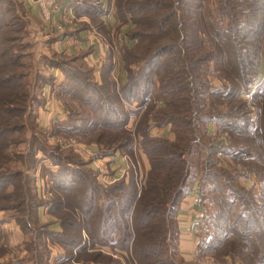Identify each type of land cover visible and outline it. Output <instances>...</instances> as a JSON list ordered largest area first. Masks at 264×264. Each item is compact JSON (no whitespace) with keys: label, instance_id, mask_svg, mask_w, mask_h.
Masks as SVG:
<instances>
[{"label":"trees","instance_id":"16d2710c","mask_svg":"<svg viewBox=\"0 0 264 264\" xmlns=\"http://www.w3.org/2000/svg\"><path fill=\"white\" fill-rule=\"evenodd\" d=\"M210 1L116 0L119 20L132 23L130 38L148 44L144 56L125 50L123 70L127 79L119 91L111 92L107 70L102 84L90 80L79 70L77 58L48 63L49 68L59 69L65 76L61 95L78 101L84 111L74 115L66 106L69 121L56 126L65 130L71 126L81 136L99 130V140L112 135L114 139L104 145L113 151L101 153L106 157L133 147L129 116L122 118L119 111L126 104L137 103L146 114L137 124L135 136L142 137L143 151L151 164L139 193L135 180L103 186L92 169L74 167L72 155L66 157L68 162L50 155L58 171L49 172L55 194L47 201L38 199L24 172L8 166V161L14 160L11 136L27 129L21 122L28 114L30 88L25 83L28 73L17 71L23 68L19 63L23 55L15 50L19 30L0 16V212L17 214L15 220L27 238L30 256L0 264H43L42 257L49 264L50 243L45 238L64 250L67 262L99 263L105 256L104 246L127 256V264H176L173 256L181 257L178 227L176 231L180 204L200 179L216 184L219 194L218 233L210 251L220 253L230 246L245 256L244 264H264V99L259 106V126L254 128L246 121L249 106L241 97L256 84L264 61V0H215L220 20L214 16ZM104 6V1L97 8L86 0L76 14L90 18L94 14L91 9H98L100 16L107 12ZM142 61L136 73L133 65ZM211 64L223 83L217 90L212 89L205 74ZM110 68L109 64L108 71ZM257 96L254 103L259 102ZM155 101L163 104L157 112ZM169 125L176 136L174 141L152 136L154 127ZM211 125L214 132H210ZM219 156H230L256 172L260 195L241 188L239 177L230 171L218 169ZM25 160L21 157L20 161ZM12 203L17 204L8 205ZM40 207L56 216L63 232L51 233L49 225L40 224ZM201 249L200 243L199 257L203 256ZM110 259L113 264H122Z\"/></svg>","mask_w":264,"mask_h":264},{"label":"rangeland","instance_id":"374dc122","mask_svg":"<svg viewBox=\"0 0 264 264\" xmlns=\"http://www.w3.org/2000/svg\"><path fill=\"white\" fill-rule=\"evenodd\" d=\"M84 1L86 0H83V2ZM88 1L97 8L99 2L104 1V7L107 12L99 16V14H97V11H99L98 9H91L94 14L90 18L80 17L76 14L77 20L72 29L75 31L79 29L84 31H87L88 29L90 30L92 33L90 39L91 49L97 54L100 61L111 62V64H113L114 70L112 73H116V66L119 64H121V68L119 67V69L123 70V55L126 49H130L133 54L139 56L147 54L148 44L132 40L129 36L130 31L133 30L131 21L125 19L123 22L119 20L116 0ZM215 4V0L210 1V7L212 8L214 16L217 20H220ZM0 5V16H5L6 23L11 25L10 27L12 29H15L16 31L19 30L17 34H15L16 37H20V41L18 40V42H16L15 50H18V53L20 52V55H23V59L19 62L20 65H23V68H19L17 71L20 73H28L29 76L25 83H27L28 88H30V96H28L26 100V108L29 109L27 112L28 114L25 116V121L21 122L27 126V129L11 136L10 138V141L12 142L10 155L11 159L14 160L8 161L9 168L12 171L24 172L26 175L25 177L30 180V185L32 184L31 186H34L38 199L42 201L50 200L55 194L53 192L54 189H52L50 180L51 175H49V172L52 171L57 173L58 166L54 165V160L50 155H57L59 159L62 158V160L65 161H67V156L72 155V162L75 163L74 167H79L78 169L83 171L87 168L92 169L98 178V182L103 186L109 187L122 180L129 184L132 180H135L140 193L146 184L147 174L150 170L151 163H149V160L143 151L142 137L137 138L135 136V128L141 121L143 115L146 114V109L143 108L140 110L137 103H134L132 105L126 104L119 111V116L122 118L129 116L128 128L130 131L129 134L134 138V143L132 144L133 147H131V149L129 147L127 149L117 150L115 153L106 157L101 156V153L104 151L108 153L113 151L112 148H110L111 146L104 145V143H108V141L114 139L112 135L106 136L105 140H99L101 134L99 130L81 136L76 134V130L70 129L73 128L71 126H68L70 127L68 130L62 129L61 126H56V123H65L69 121L68 113L70 112L66 109L67 107L74 112V115L79 113L84 114L83 108L78 101H73L70 97L67 99L65 95H61L62 85L55 91V80L50 78V72L47 69L48 63H50L51 60L62 62L69 61L68 59L74 57H66L64 55H61L60 57V55L55 54L53 50L46 51L44 47L42 48L41 46H38V43H40L38 42V39L45 42L46 40L50 41L53 37L58 38L59 36L51 34L41 18L35 19L30 16L27 8H25L24 0H2ZM6 11H9V13H6ZM207 47H210V43H207ZM76 63L81 72L86 74V76H89L88 78H90V80L96 82L94 80L96 79L94 78L95 73L91 68L83 64L81 61ZM142 66L143 61L139 64L133 65V70L137 73ZM123 73H125L124 70ZM219 73L220 72L216 70L214 64H211V66H208L205 69V74L207 75L206 78L210 82L212 89L217 90L223 85ZM107 78L106 82L110 83V87L112 88H110L111 92L114 90L119 91L123 83L122 80L118 78V74ZM255 83L256 84H254L249 91L243 92L241 96L243 101H246L249 106L246 121L252 123L254 128L259 126L261 120V110L259 106H262L261 104L264 99V61L259 69V75ZM22 93L23 91L20 90V95ZM257 94L260 96L259 102L254 103L258 98ZM2 97L6 99L5 96ZM52 97L58 99L59 104L61 105H59V109L64 114V117L61 119L62 121L52 122L46 125L43 122L45 119L43 120L42 117H46L47 114L52 113V109L49 110V106L52 105ZM112 100L115 99L113 98L111 101ZM162 105L161 102L155 101V111L157 112L159 110L158 108ZM79 127L81 126L79 125ZM153 129L158 131L156 136L152 135L153 137H165L170 141H174L176 138L175 133L172 132V126L170 125L162 130L157 127H154ZM81 130L83 129L81 128ZM214 130L215 126L211 125L210 132H214ZM21 157L26 160L23 162L20 161ZM218 159V169L224 168L225 170L230 171V175L239 177L238 183H240L241 188L248 191L253 190L257 197L260 195V178L256 172H252L245 167L246 165L243 163L240 164V162H235L230 156H219ZM212 172L216 173L215 169L212 170ZM206 182V180L200 179L197 185L195 184L194 186V190H197L199 194L201 190L202 195L200 194V196L205 208V217L198 229L199 243L202 244L201 251L203 252V256L199 257L198 251H196L194 253L193 262L185 261L182 257H176L175 255L173 256V261L176 264H202L204 259L212 258L217 264H244L246 262L245 256L239 254V252L233 250L230 246L221 250L220 253L210 251L211 249H209L210 247L213 248V246H215V244L212 245L211 242L215 235H217L216 233H218L215 224L218 223L217 203L219 200V194L215 187L216 184H213L210 181ZM198 187L201 189L198 190ZM9 191H12V189H9ZM34 194L35 192L33 195ZM16 204L17 203H12L8 205L11 206ZM47 211L46 207H40L38 214L40 224L49 225L48 231L51 233L63 232L58 220L54 218L56 216H50ZM16 215L17 214L13 211L5 212L4 210L0 212V225H2V242L0 245V248H2V254H0V262L2 263L21 261L26 259V257H30L28 256L29 254H27L29 247L25 244L27 238L24 236L23 230L15 220ZM177 224L178 223H176V225ZM177 227L178 226H176V231ZM174 238V241H176L177 235ZM28 239L30 240V238ZM45 240L50 243L48 244L51 251L49 264H83L77 261L67 262L65 260L66 255L64 250L57 244L53 243L52 240L48 238H45ZM174 241L170 242L171 251L175 250ZM102 252L105 253L104 258H99V263L91 264L115 263H112L111 261L109 262V257L115 261H120L122 264L128 263L127 256L118 254L110 248H104L103 246ZM33 255L35 256L36 253ZM42 261L43 264H45L46 260L44 257H42ZM23 264L30 263L25 262Z\"/></svg>","mask_w":264,"mask_h":264},{"label":"crops","instance_id":"0c3cea01","mask_svg":"<svg viewBox=\"0 0 264 264\" xmlns=\"http://www.w3.org/2000/svg\"><path fill=\"white\" fill-rule=\"evenodd\" d=\"M25 8H27L28 13L35 19H39V8L32 0H24ZM84 17V16H83ZM75 33V34H72ZM92 33L88 29L87 31L79 29L75 31L71 29L68 31L65 39H58L53 37L50 41H41L38 39V46L44 47L46 51L53 50L55 54L64 55L66 57H74L80 59L83 64L87 65L94 71V79L98 84L103 82V74L106 72L107 77H113L115 74H118V78L122 80L124 84L126 81V73H123V70L119 69L121 64L116 66V73H112L114 70L113 64L111 62H103L100 61L97 54L91 49L90 39ZM46 38V37H45ZM65 42V43H64ZM99 60H98V59ZM108 64L111 65L110 70L108 71ZM121 68V67H120ZM50 72V78L55 80V91L59 88L65 81V76L59 69L48 68ZM113 75V76H111ZM117 76V75H116ZM54 91V90H53ZM59 101L52 97V105L49 106V110L52 109L51 114H47L46 117L43 116V120L45 119L44 124L59 122L62 121L64 114L59 109ZM61 106V105H60ZM58 109H57V108ZM62 108V107H61ZM162 130V129H160ZM155 132V133H154ZM158 131H152V135L156 136ZM159 136V135H157ZM205 217V208L202 204V198L197 190H194L185 199L182 200L177 216L178 229H179V240H178V248L180 256L189 262H193L194 253L198 251L199 247V236L198 229L202 224V221Z\"/></svg>","mask_w":264,"mask_h":264},{"label":"built area","instance_id":"2783aa9c","mask_svg":"<svg viewBox=\"0 0 264 264\" xmlns=\"http://www.w3.org/2000/svg\"><path fill=\"white\" fill-rule=\"evenodd\" d=\"M32 1L40 9L39 16L46 28L51 34L59 36V39H65V35H67V32L70 29L74 28L75 22L77 20L76 9L83 3V0ZM202 262V264H217L216 261L212 258H206Z\"/></svg>","mask_w":264,"mask_h":264}]
</instances>
